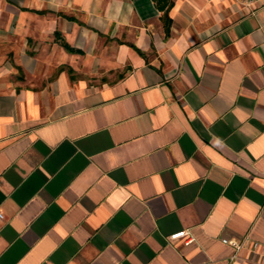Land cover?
<instances>
[{
    "label": "crops",
    "instance_id": "obj_1",
    "mask_svg": "<svg viewBox=\"0 0 264 264\" xmlns=\"http://www.w3.org/2000/svg\"><path fill=\"white\" fill-rule=\"evenodd\" d=\"M0 211V264L264 263V0H0Z\"/></svg>",
    "mask_w": 264,
    "mask_h": 264
},
{
    "label": "rangeland",
    "instance_id": "obj_2",
    "mask_svg": "<svg viewBox=\"0 0 264 264\" xmlns=\"http://www.w3.org/2000/svg\"><path fill=\"white\" fill-rule=\"evenodd\" d=\"M51 40L52 39H50V40H41L40 46L42 47V49H40V50H33L37 46L33 45L32 43H29L26 46L27 47L26 50H25L26 58H28L29 61H32V64H33L34 58L30 57L29 53H31V55L34 54V53L39 55V58H38L39 62L37 64L36 68H35V69H37V73H35V76H37V77L29 76L28 78L30 80L27 83L30 84V81H32L34 79L35 84L43 85L45 81L41 80L42 77H43L42 75L47 74L48 76H46V77H49L51 75V73L54 72V70L56 68V64L54 63V61H55L56 58L58 60V57L60 55L58 54V49L51 44L52 43ZM24 68H21L19 70L16 69L15 73H18L22 77H25L26 73H30L31 72L30 70L32 68V65H30L28 67L26 66Z\"/></svg>",
    "mask_w": 264,
    "mask_h": 264
},
{
    "label": "built area",
    "instance_id": "obj_3",
    "mask_svg": "<svg viewBox=\"0 0 264 264\" xmlns=\"http://www.w3.org/2000/svg\"><path fill=\"white\" fill-rule=\"evenodd\" d=\"M234 1L236 3H239L241 5H244L246 7H251L253 4H256V2L258 0H234ZM2 218H3V215H2V213L0 211V219H2ZM187 234H188V232L186 230L185 231L183 230V231H180V232H177V233H174V234L170 235L169 236V239L170 240H175V239L184 237ZM190 242L191 241H187V243H190ZM222 242L225 243V244H229V245L235 247L236 249H240L244 245V243H245L243 241L239 242V241H236V240H231V239H226V238H223L222 239ZM253 247L256 248L257 247V244L254 243L253 244ZM257 264H264V263L263 262H259Z\"/></svg>",
    "mask_w": 264,
    "mask_h": 264
},
{
    "label": "trees",
    "instance_id": "obj_4",
    "mask_svg": "<svg viewBox=\"0 0 264 264\" xmlns=\"http://www.w3.org/2000/svg\"><path fill=\"white\" fill-rule=\"evenodd\" d=\"M164 20H165V18H164ZM165 22V24L167 25V21H164Z\"/></svg>",
    "mask_w": 264,
    "mask_h": 264
}]
</instances>
